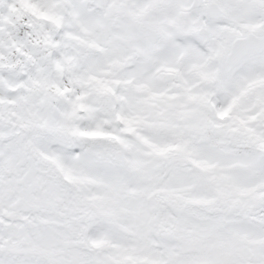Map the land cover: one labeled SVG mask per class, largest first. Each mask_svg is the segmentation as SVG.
Here are the masks:
<instances>
[{
	"label": "snow or ice",
	"instance_id": "6c2138e0",
	"mask_svg": "<svg viewBox=\"0 0 264 264\" xmlns=\"http://www.w3.org/2000/svg\"><path fill=\"white\" fill-rule=\"evenodd\" d=\"M0 264H264V0H0Z\"/></svg>",
	"mask_w": 264,
	"mask_h": 264
}]
</instances>
